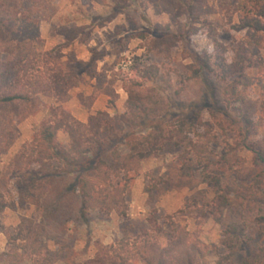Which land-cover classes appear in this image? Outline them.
Segmentation results:
<instances>
[{"label": "trees", "instance_id": "1", "mask_svg": "<svg viewBox=\"0 0 264 264\" xmlns=\"http://www.w3.org/2000/svg\"><path fill=\"white\" fill-rule=\"evenodd\" d=\"M118 1L115 0L117 5ZM39 2L0 0V159L18 137L19 123L43 106V97L53 98L56 104L50 107L48 117L40 123L32 139L22 144L9 163L16 199L5 198L0 193V215L16 205L20 208L33 205L42 210V219L36 222L21 217L15 233L7 236L12 249L0 252V258L9 264L19 263L25 256L33 264H197L205 256V247L172 221L166 225L167 232L164 226L151 220L134 238L123 231L110 245L96 243L94 256L82 262L76 260L73 240L63 236L69 220L85 223L94 210L115 212L125 218L126 193L132 175L140 174L143 162L156 158L158 151L168 144L183 150L184 162L195 167L199 173L193 175L201 178L200 182L211 192L213 198L206 205L214 208L212 216L223 226L221 243L231 254L247 250V240L253 241V235H249L252 224L245 219L250 206L256 211L252 223L264 222V145L249 140L253 126L249 114L240 112L234 118L226 109L212 107L208 109L214 118L212 122L203 121L200 114L190 120L184 114L172 115L154 87L148 85L157 81L159 73L158 67L150 64L140 81L124 83L127 100L123 113L110 115L107 111H97L86 122L77 120L63 107L70 90L79 84V75L66 68V64L76 63V59L72 56L63 60L66 54L62 48L69 46L80 29L63 46L37 51L35 47L41 37L39 18L33 8ZM203 2L190 0L185 5L188 32H195L192 23L212 12ZM237 10L239 28L246 33L232 48V60L226 62L221 54L210 56L193 51L180 77L189 82L201 80L204 74H217L224 83L223 104L228 106L243 102L245 90L252 86L246 70L256 68L262 75L258 84L264 112V55L260 56L264 49V0H238ZM154 31L152 43L169 48L173 37L169 26L156 25ZM139 37L146 38L147 34L141 33ZM215 46L225 49L216 41ZM221 116L226 120L216 119ZM215 125L228 130L218 162L223 170H229V178L218 172V168H208L218 138L212 131ZM60 130L68 136L66 146L56 141ZM244 151L252 154L249 167H245L244 158H237ZM230 155L241 160L238 169L233 168L235 163ZM180 175L187 178L183 172ZM232 179L251 187L248 209L242 200L233 203L229 194ZM155 190L156 184L146 183L145 192ZM230 208L239 209L240 219H222ZM244 209L246 212H242ZM164 234L165 242L161 243L159 235ZM48 240L55 243L54 249L49 247ZM240 264H264V244L254 245L253 252L248 250Z\"/></svg>", "mask_w": 264, "mask_h": 264}, {"label": "rangeland", "instance_id": "2", "mask_svg": "<svg viewBox=\"0 0 264 264\" xmlns=\"http://www.w3.org/2000/svg\"><path fill=\"white\" fill-rule=\"evenodd\" d=\"M189 1L119 0L117 5L115 0H40L33 8L39 18L41 37V42L35 47L37 51L63 46L66 39L80 29L69 46L62 48L66 54L63 60L72 56L76 59V63L66 64V68L79 75V84L70 90L69 100L63 107L81 122H86L89 115L97 111H107L110 115L121 114L127 100L124 83L129 80L140 81L145 67L155 64L159 69L158 78L148 85L154 87L159 100L168 105L172 115L184 114L182 116L190 120L200 114L203 121L212 122L214 118L208 112L212 107L226 109L234 118L240 112H247L253 125L249 140L264 145L262 89L258 84L262 75L256 68L246 70L252 78V86L245 90L243 102L228 106L223 104L224 83L217 74H204L201 80L189 82H184L180 77L184 75L183 66L190 62L189 55L193 51L197 54L205 52L210 56L221 54L226 62L232 60V48L246 33V30L239 28L238 0H204V6L210 7L212 12L192 23L195 32H188L185 26L189 22L185 9ZM156 25L169 26L170 36H173L169 48L164 44L152 43L151 39L156 36ZM141 33L147 34V37L140 38ZM215 41L225 49L217 48ZM261 55H264V49ZM42 102L43 106L38 112L19 123L18 137L1 156L0 193L5 198L16 199L9 175V163L22 144L32 139L40 123L48 117L50 107L56 105L53 98L43 97ZM222 116L216 119L226 120ZM212 131L218 138L213 145L208 168H218V172L225 173L229 178V170H223L218 162L228 130L215 125ZM56 141L66 146L67 134L60 130ZM183 154L182 149L168 144L158 151L156 158L143 162L141 173L132 175L126 193L128 210L125 218L117 216L115 212L106 214L94 210L89 213L85 223L69 220L63 236L73 240L76 260L82 262L92 258L96 243L110 245L122 236L123 231L134 238L151 220L164 226L165 232L166 225L172 221L195 236L205 247V256L197 264H240L248 250L253 252L254 245H263L264 222L252 223L256 211L251 206L245 219H249L252 224L249 235H253V241L247 240V250H237L231 254L221 243L223 226L213 218L214 208L206 205L213 196L207 185L200 182L201 178L194 176V172H199L184 162ZM237 156L244 158L245 167L252 165V154L244 151ZM229 157L235 163L233 168L238 169L241 160L231 155ZM148 172L150 174L146 177L145 173ZM182 172L187 178H182ZM146 183L156 184L157 190L145 192ZM229 190L233 203L242 200L248 209L251 187L232 179ZM42 213L33 205L24 208L16 205L5 209L0 215V252L12 249L7 236L15 233L21 217L40 222ZM222 217L224 221L240 219V211L238 208H230ZM159 239L164 243L165 234L159 235ZM48 245L52 249L56 247L52 240H48ZM0 264L9 263L0 258ZM17 264L33 263L31 258L25 256Z\"/></svg>", "mask_w": 264, "mask_h": 264}]
</instances>
